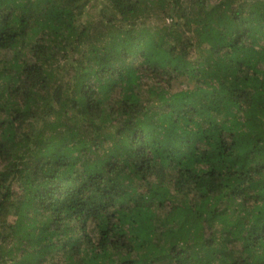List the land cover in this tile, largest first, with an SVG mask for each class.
Segmentation results:
<instances>
[{
    "label": "trees",
    "instance_id": "1",
    "mask_svg": "<svg viewBox=\"0 0 264 264\" xmlns=\"http://www.w3.org/2000/svg\"><path fill=\"white\" fill-rule=\"evenodd\" d=\"M0 264H264V0H0Z\"/></svg>",
    "mask_w": 264,
    "mask_h": 264
}]
</instances>
